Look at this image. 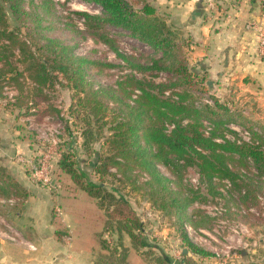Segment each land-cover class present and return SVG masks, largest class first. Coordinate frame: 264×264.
<instances>
[{"label": "rangeland", "instance_id": "rangeland-1", "mask_svg": "<svg viewBox=\"0 0 264 264\" xmlns=\"http://www.w3.org/2000/svg\"><path fill=\"white\" fill-rule=\"evenodd\" d=\"M53 1L56 7L55 17L52 19L48 17L42 23H37L38 20L34 19L33 15L24 20L15 17L9 5L0 0V46H2L0 49L4 54V59L0 62V70L6 72L1 78L3 96L0 98V128L3 129L0 130V166L5 169V176H9L13 183L12 185L7 182L5 177L0 182V230H8L6 224H9L14 229L20 228V238H23V233L30 230L27 224L29 216L26 201L28 195H31L43 208L49 210L54 221L68 218L67 213L74 217L102 218V224L100 221H95L101 226L91 225L90 232L94 234L92 245L95 254L101 255L103 260L108 259L107 262L115 256V264H264V191L256 185L258 176H253L254 181L245 182L249 188V196L241 197L238 193L239 186L247 191L242 174L251 176L250 171L256 172L253 163L248 171L241 169V177L235 174L232 176L233 189L226 190L227 192L222 190L223 180L229 178L222 180L219 177L214 178L219 185L211 188L206 177H202L197 168L188 166L183 169V192L189 198L196 197L185 209L171 206V201L166 198L157 179L140 164L142 157L139 155L134 157L131 155L128 159L118 158L120 165L111 166L107 172H97L94 161L98 156L95 152L103 156L106 154V139L111 136L113 132L111 128L115 123L105 124L103 132H100L97 127L103 123L95 124L92 119L93 136L96 140L91 152L84 145L83 132L87 124L82 118L84 119L85 113L82 111L79 115L71 113V105L74 102L71 85L61 74L52 82L40 83L34 80L36 73L30 68L32 54L36 52L38 56L37 49L35 46L32 47V44L43 41L45 36L59 37L68 44H75L69 34L63 33L66 30L61 26V22L71 20L65 17L70 13L78 24L79 19L74 12L81 11L79 3L85 0ZM130 1L134 5L138 4V0ZM24 6L28 12H37L43 16L48 14L50 4L47 6L42 4L41 0H34L33 3L27 0ZM58 26L63 30L56 28ZM107 33L118 50L132 52L133 56L143 63L148 62L154 55H159L152 47L132 37L127 30L108 26ZM259 49L262 53L261 47ZM75 53L91 61L86 67V78L94 87L116 86L119 82H123V88L126 87L128 92L132 91L131 85L125 81L131 72L111 46L99 39L88 37L78 42ZM190 63L191 67L195 66L193 60H190ZM168 78L169 80L166 81L170 83L172 76ZM155 79L158 81V77ZM211 82L212 88L209 90L205 84L199 85L200 93H197V96L200 99L197 100L196 105L200 106L201 103L210 100L208 96L216 95L221 102L227 103L229 107L238 110L242 116L250 120L251 125L259 130L258 139L263 141L264 102L260 97L251 94L245 88L242 89L240 83H235L229 88L231 85ZM173 90L182 92L183 87L177 86ZM20 105L28 108L20 109ZM126 119L127 116L121 113L120 121L126 123ZM232 128L239 136H245L240 130L241 127L232 126ZM10 131L14 133V137L8 136L7 132ZM42 136H46L50 141ZM227 136L233 138L234 134L227 131ZM53 138L56 140L55 146L53 145L54 152L55 149L60 154L61 151H70L76 165L86 172L84 180L89 179L95 184L102 183L118 198L120 196L124 198L127 204H123L116 211H120L121 215L132 211L138 216L143 224L140 234L147 246H140L123 231L124 225L120 221L123 217L119 216L120 218H116L115 222L108 224L109 209L101 207L100 199L81 189L70 175L62 173L58 163L55 176L57 175L56 179L61 186L56 189L47 188V191H44L45 187L42 184L34 182L25 160L33 153L44 150L42 147L45 145V150H48L47 147L53 143ZM29 143L34 144L35 147L30 154L26 151L20 152L19 149L17 151L16 144H22V149L27 150ZM20 158L24 160L21 161ZM2 159H15L19 166L24 165L29 184L34 185L31 186L33 189L28 190L26 186L29 185H24L28 182L24 181L20 169H15V166L11 167L9 164L5 165ZM158 167L161 174L172 181L170 185L175 189L179 188L178 173L173 175L163 164H158ZM58 177H61V180ZM84 180L82 179L83 182ZM16 183L20 184L22 189L13 187ZM258 194L262 198L257 197ZM109 202L106 200L104 204L109 206ZM209 206L218 208L223 206L228 210L222 215L220 213L214 215V210ZM76 219L78 222L81 220ZM220 220H226L229 225L223 226ZM106 221L110 225L109 229ZM81 228L84 227L80 225L79 229ZM56 232L59 238L70 236L71 232L74 235L73 231L66 227H58ZM102 240H104L103 245ZM189 241L200 249L210 252L211 255L192 252Z\"/></svg>", "mask_w": 264, "mask_h": 264}, {"label": "trees", "instance_id": "trees-1", "mask_svg": "<svg viewBox=\"0 0 264 264\" xmlns=\"http://www.w3.org/2000/svg\"><path fill=\"white\" fill-rule=\"evenodd\" d=\"M1 1L8 4L11 12L20 20L33 15L34 19L38 20L37 23H42L48 17L50 19L55 17L56 7L53 0H41L42 4L47 6L50 4L48 14L43 16L37 12H28L24 6L27 0ZM33 1L30 0V3ZM87 1L99 4L102 10L99 14L74 12L77 19L83 20L84 29L78 26L70 13L65 17L71 20L61 22V26L66 30L63 33L69 34L75 44H68L59 37L45 36L43 41L32 44V47H36L38 56L36 52L32 54L30 68L36 73L34 80L40 83L52 82L61 74L71 85L74 91L71 113L78 115L81 111L85 113L84 119L82 118L87 124L83 132L84 145L91 152L96 140L93 136V121L95 124L103 123L97 127L100 132H103L105 124L115 123L111 128L113 130L111 136L106 139V154L103 156L95 152L98 156L94 161L97 172H107L111 166L120 165L118 158L128 159L131 155L133 157L139 155L142 157L140 164L157 179L166 198L171 201V206L183 209L196 198H189L183 192L182 171L188 166L197 168L200 175L206 177L209 186L214 188L218 184L214 178L231 180L234 174L241 177V169L248 171L253 163L256 172L250 171L251 176L242 174L247 191L242 194L243 187L239 186L238 193L241 197L250 195L245 182L254 181L253 176H258L256 185L264 191V139L263 141L258 139L259 130L255 129L251 125L252 122L238 110L221 102L216 95L208 96L210 100L201 103L200 106L196 105L200 99L197 96V93H200L199 85L205 84L209 90L212 88V82L207 80L205 73L198 71L195 66L191 67L185 38L178 29L169 25L166 17L157 11L153 1L138 0L137 5L130 0ZM108 26L129 31L132 37L152 47L159 55H154L148 62L143 63L133 56L134 54L118 50L107 33ZM56 28L62 29L60 26ZM88 37L105 42L121 58L131 72L125 80L131 85V92L126 91V87L123 88V82L116 86L94 87L86 78V67L91 61L85 56L77 55L75 51L78 42ZM3 59L4 54L0 49V62ZM5 73V70H0V98L3 96L1 78ZM161 73H166L168 80V76L171 75V82L157 81L155 78ZM177 86L183 87L182 92L173 90ZM25 107L28 108L20 105V109ZM121 113L127 116L126 123L120 121ZM232 126L248 130L251 133V141L244 140ZM227 131L233 133L234 137H228ZM72 157L70 151H61L58 160L60 171L70 175L81 189L101 200V207H107L110 211V215L107 216L108 224L115 222L116 218L123 217V220H120L124 225L123 231L140 246H147L140 234L143 224L138 216L132 211L122 215L120 211H116L123 204H127L124 198L122 196L118 198L102 183L95 184L89 179L84 180L86 172L76 165ZM158 164H163L173 175L178 173L179 188L175 189L170 185L172 181L161 174ZM4 170L0 166V182L5 177L11 184V178L5 176ZM58 178L61 180V177ZM13 187L22 189L17 183ZM106 200L110 201L109 206L104 204ZM109 228L110 225L107 229ZM101 242L103 245L104 240ZM189 245L196 254L211 255L190 241ZM102 247L106 250L104 246ZM114 257L107 262L108 259L103 260L101 255L97 254L95 263L115 264Z\"/></svg>", "mask_w": 264, "mask_h": 264}, {"label": "crops", "instance_id": "crops-1", "mask_svg": "<svg viewBox=\"0 0 264 264\" xmlns=\"http://www.w3.org/2000/svg\"><path fill=\"white\" fill-rule=\"evenodd\" d=\"M153 4L185 38L189 63L193 60L198 71L215 84L232 88L240 83L242 89L264 102V54L259 49V30L264 32L262 0H154ZM7 133L14 137L13 132ZM15 146L17 151L28 154L35 150L32 143L27 150L22 149V144ZM2 160L5 165L20 169L28 182L23 184L29 185L28 190L33 189L24 165L19 166L15 159ZM43 189L47 191L46 187ZM26 202L30 230L23 233L22 239L35 245L36 250L21 243L20 238L17 241L1 238L0 264H96L90 226H101L95 221L102 224V218L74 217L67 213L68 218L54 221L49 210L36 202L34 196L28 195ZM80 225L84 228L79 229ZM58 227H66L74 235L71 232L70 236L59 238ZM16 229L20 233V228Z\"/></svg>", "mask_w": 264, "mask_h": 264}, {"label": "built area", "instance_id": "built-area-1", "mask_svg": "<svg viewBox=\"0 0 264 264\" xmlns=\"http://www.w3.org/2000/svg\"><path fill=\"white\" fill-rule=\"evenodd\" d=\"M80 7L79 9L81 10L80 12H88L90 14H99L101 13L102 7L99 4H96L94 2H89L87 0H85L84 2H80L79 3ZM78 26L81 29H84V22L83 20H79L78 21ZM260 29V28H259ZM261 32L260 34V47H261V51L264 54V32L262 29L259 30ZM122 51V50H121ZM125 53H129V54H133L132 52H125ZM167 79V74L166 73H161L160 76H158V81H166ZM207 125L208 122H206ZM208 129H210V127H208ZM239 129V128H238ZM240 130L243 131V133L245 134V136H241L244 140L246 141H251V133L248 130L245 129H241ZM208 133V131H207ZM44 139L49 140V138H47L46 136H42ZM41 137V138H42ZM53 143L49 144L47 147L48 150L46 149V145L43 146L42 148L44 150H41L36 152L35 154L33 153L27 160H25L29 165V170L31 173V177L34 180V182L36 183H40L42 184L44 187L46 188H58V186L60 184H58V181L56 179L55 176V168L56 165L58 163L59 157H60V153L57 152V150L53 149V145L55 146L54 143H56V140L53 138ZM45 144V143H43ZM24 159L21 158V161H23ZM224 187L222 188L223 191L227 192V191H232L233 189V184L231 182L230 179H224ZM227 190V191H226ZM246 192L245 189L242 190V194H244ZM260 198H262V196H259ZM210 205V204H209ZM216 205V204H215ZM213 211L214 215H218V213H220L221 215L226 213L228 208L226 207H220L218 208L217 206H209ZM243 207V206H242ZM243 210H245V208L243 207ZM253 210V209H251ZM220 224H222L223 226H228L229 223L226 220H220ZM6 227L8 228V230L5 231H1L0 230V237L3 239H7V240H11V241H17L20 238V233L18 230L14 229L11 225L6 224ZM20 242L21 243H25L26 245H28V247L32 250H36V246L33 245L32 243L29 242H25L22 238H20Z\"/></svg>", "mask_w": 264, "mask_h": 264}]
</instances>
